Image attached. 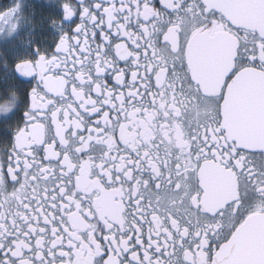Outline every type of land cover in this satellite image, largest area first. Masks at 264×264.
Masks as SVG:
<instances>
[{
  "label": "snow or ice",
  "instance_id": "obj_1",
  "mask_svg": "<svg viewBox=\"0 0 264 264\" xmlns=\"http://www.w3.org/2000/svg\"><path fill=\"white\" fill-rule=\"evenodd\" d=\"M0 264H264V0H0Z\"/></svg>",
  "mask_w": 264,
  "mask_h": 264
}]
</instances>
